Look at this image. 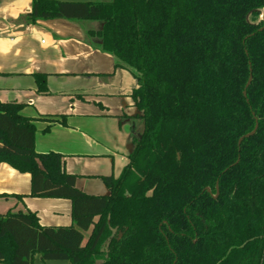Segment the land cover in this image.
I'll use <instances>...</instances> for the list:
<instances>
[{
  "label": "trees",
  "instance_id": "1",
  "mask_svg": "<svg viewBox=\"0 0 264 264\" xmlns=\"http://www.w3.org/2000/svg\"><path fill=\"white\" fill-rule=\"evenodd\" d=\"M263 8L264 0H32L30 23H101L99 48L136 80L128 117L139 135L118 176H101L108 194H87L61 153L35 150L23 104L0 100V162L29 174L30 196L70 200L72 219L50 226L33 211L0 214V264H32L35 253L68 264H262ZM33 76L45 92V74Z\"/></svg>",
  "mask_w": 264,
  "mask_h": 264
},
{
  "label": "crops",
  "instance_id": "2",
  "mask_svg": "<svg viewBox=\"0 0 264 264\" xmlns=\"http://www.w3.org/2000/svg\"><path fill=\"white\" fill-rule=\"evenodd\" d=\"M62 1L93 2L98 0ZM12 3L17 5V9L3 19L1 24L3 30L0 32V39H2L0 44V89L3 90L0 92V100L22 103L21 113L33 118L34 124L42 125V132L47 125L49 127L45 130L46 132L58 129L56 130L58 132H50L48 134L50 140L42 142V145L36 143L35 135L34 145L35 148H54L49 150L61 153L63 166L65 152L61 150H65V147L70 148L75 141L82 143L88 155H97L102 152H94L96 147L100 150H103V148L107 150L102 142L98 143L95 140L99 138L93 136L92 132L96 130L95 126L92 125L87 129L90 132L89 134L80 132L81 135L77 134V138H71L70 136L81 129L66 123L65 119L63 123L58 121L51 123L52 119H59L64 114L34 112L33 108H25V105L28 104L27 100L33 99V95L36 97V95L46 96L52 93L64 92L70 95L71 98L75 97L79 100L89 99L93 94L104 95V93L125 97L122 88L116 90L117 92L105 90V92L94 93H86L85 90L88 89L83 88V84L89 83L93 86L96 82L98 88L103 83L113 87L117 83L116 77L114 75L107 79L108 76L118 73L121 75L120 80L124 84L125 80L128 79L126 75H131L121 67L115 68L113 56L101 51L99 48L100 39L94 32L101 27V23L93 20H69L65 18L42 19L30 23L26 18V13L30 9L29 0H14ZM40 36L45 37L43 43H41V39L38 40ZM33 73L45 74V92H37ZM68 83L71 85L67 86ZM122 102L119 112L112 115L100 112L94 114V116H101L102 118L112 116L117 119L118 123L126 126L129 140L126 144L119 142L118 145H115L117 142L115 139L113 145H109L112 150H109L121 154V160L127 161V155L130 152L127 153V151L133 148L132 130L135 128V121L128 116L135 114L136 109L131 103L126 102V99H122ZM37 141H40V138ZM37 152H48V150L42 149L37 150ZM123 166L121 165L118 173H115V177L118 176ZM101 175L111 174L101 173L87 178H78L75 175L76 185L87 194H104L108 190L101 180ZM28 184V173H20L8 164L0 162V214H4L8 210L12 212L33 211L42 225L58 226L72 223L70 200L30 196V186ZM15 194H22L23 196L18 199Z\"/></svg>",
  "mask_w": 264,
  "mask_h": 264
},
{
  "label": "rangeland",
  "instance_id": "3",
  "mask_svg": "<svg viewBox=\"0 0 264 264\" xmlns=\"http://www.w3.org/2000/svg\"><path fill=\"white\" fill-rule=\"evenodd\" d=\"M14 0H0V32L3 30V19L8 17L12 12L17 9V5L13 4ZM32 2V1H31ZM31 2L29 0V6L31 7ZM29 7V8H30ZM11 37V36H8ZM41 39V43L45 41L44 36L38 37V40ZM2 43V39H0V44ZM116 77V85L110 86L109 84L103 83L100 84L99 89L97 86V82L93 84V86L89 83L83 84V88H87L85 90L87 92H105L112 91L115 92L116 90H120L122 88L125 97L114 95H100V94H93L90 96L89 99L79 100L75 97L71 98L70 95L66 93H52L46 96L43 95H33V99L27 100L28 104L25 105V108L34 109V112H49V113H57V114H64V119L66 123L81 129L76 134L70 136L71 138H77V134L81 135L80 132H85L89 134L90 132L87 130L90 126H95L96 129L93 131V136L99 137L95 139L98 143L102 142V145L106 148L100 150L96 147L94 152H100L97 155H88L82 143L79 141H75L73 146L70 148L65 147V150H61L65 152V162L63 169L66 172H70L74 175H77L78 178H87L89 176L97 175V174H112L113 176L115 173H118V169L125 164V160H121V154L114 153L111 151L112 149L109 148V145L114 142L116 139L117 142L115 145H118L119 142L126 144L129 140L128 133L126 132V126L117 122V119L112 116L107 117H96L94 114L105 112L109 115L115 114L119 112L120 108L122 107V99H126V102L132 104V100L130 95H128V91L136 85V80L131 75H126L127 80H125L124 84L120 80L121 75L118 73H113L107 77V79ZM71 84L68 83L67 86ZM81 85V86H83ZM3 91L0 89V92ZM68 92V91H65ZM117 92V91H116ZM2 101V100H1ZM5 101V100H3ZM33 112V113H34ZM42 125L35 124V135H36V143L42 145V142H47L48 134L50 132H58L53 129L49 132L43 131L42 132ZM66 130V129H65ZM114 137V138H113ZM40 138V141H37ZM126 138V139H125ZM35 142V136H34ZM113 145V144H112ZM114 145V146H115ZM35 148V145H34ZM47 149L48 151H54L49 149L54 148H35V150H42ZM111 149V150H109ZM60 150V149H59ZM130 150L127 151V153ZM124 153V152H123ZM126 155V154H123ZM102 176V175H101ZM80 180V179H78ZM30 186V178L29 184ZM88 232V231H87ZM87 232H84V235H87ZM32 264H68L66 260H43L39 258V254L35 253L32 258Z\"/></svg>",
  "mask_w": 264,
  "mask_h": 264
},
{
  "label": "water",
  "instance_id": "4",
  "mask_svg": "<svg viewBox=\"0 0 264 264\" xmlns=\"http://www.w3.org/2000/svg\"><path fill=\"white\" fill-rule=\"evenodd\" d=\"M261 19L264 21V8H263V10H262V12H261ZM251 79H252V76H251V74H250L249 77H248V79H247V82H246V84H245L244 90H243V95H244V96L246 95V91H245V89H246V87L250 84ZM256 128H257V124H255V126H254V128H253L252 131H250V132L244 134L243 136H241V137L239 138V140H238V144L241 142V140H242L244 137H248V136L252 135V134L255 132ZM207 190L209 191V188H207ZM217 192H218V187H217V185H216V194H217ZM107 194H108V191H107L106 193H104V194H100V195H107ZM216 194H215V195H216ZM215 195H214V196H215ZM262 264H264V258H263V262H262Z\"/></svg>",
  "mask_w": 264,
  "mask_h": 264
},
{
  "label": "flooded vegetation",
  "instance_id": "5",
  "mask_svg": "<svg viewBox=\"0 0 264 264\" xmlns=\"http://www.w3.org/2000/svg\"><path fill=\"white\" fill-rule=\"evenodd\" d=\"M135 123V122H134ZM136 125V124H135ZM138 132H137V130H136V128L134 129V131H133V136L134 137H138ZM134 147V146H133ZM133 149V148H132ZM132 149L130 150V151H132ZM214 196V195H213ZM216 196V195H215Z\"/></svg>",
  "mask_w": 264,
  "mask_h": 264
}]
</instances>
